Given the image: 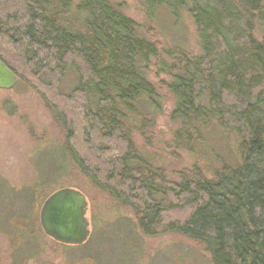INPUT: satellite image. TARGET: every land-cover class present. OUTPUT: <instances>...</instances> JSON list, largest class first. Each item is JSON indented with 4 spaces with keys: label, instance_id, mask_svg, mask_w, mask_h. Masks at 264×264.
<instances>
[{
    "label": "trees",
    "instance_id": "obj_1",
    "mask_svg": "<svg viewBox=\"0 0 264 264\" xmlns=\"http://www.w3.org/2000/svg\"><path fill=\"white\" fill-rule=\"evenodd\" d=\"M145 6L149 22L160 8L185 12L200 54L162 47L108 0H0V61L21 79L13 66L20 63L3 56L15 52L45 91L57 92L53 87L74 74L63 99H74L70 114L85 126L81 150L94 165L74 146L68 112L41 92L67 142L61 148L95 188L132 213L143 236L178 233L205 246L212 264H264V0ZM150 66L167 78L160 85L175 100L169 116L179 123L178 148L190 155L206 146L208 130L230 137L232 161L215 155L211 177L195 166L170 181L133 143V135L147 137L163 111L147 79Z\"/></svg>",
    "mask_w": 264,
    "mask_h": 264
},
{
    "label": "rangeland",
    "instance_id": "obj_2",
    "mask_svg": "<svg viewBox=\"0 0 264 264\" xmlns=\"http://www.w3.org/2000/svg\"><path fill=\"white\" fill-rule=\"evenodd\" d=\"M108 2L119 6L126 17L144 26L146 29L140 34L153 38L162 47L182 46L191 55L200 54L194 24L185 12L170 15L160 8L152 13L149 22L145 0ZM147 31L152 34L147 35ZM257 36L261 38L262 34ZM5 53L7 55L3 56L9 63H20L21 67L13 66L19 68L16 71L21 79L18 78L12 90H0V264H212L205 246L178 233L143 236L136 228L132 213L118 209L106 193L95 188L88 177L79 172L70 156L64 154L61 147L67 142L46 108L41 92L52 104L65 108L61 109L65 114L68 112L78 143L74 146L85 159L86 154L81 150L82 127L85 126L70 114L72 109L68 105H75L74 99H63L76 83L74 74H68L59 86L53 87L57 92L45 91L33 74L35 70H31L23 58L10 50ZM147 79L160 96L163 111L156 116L147 137L133 135L132 139L139 151L162 169L170 181H179V173L191 171L195 166L202 169L206 177H211V170L218 167L215 155L232 161L231 139L222 133L208 130V136L205 135L208 147L198 145L190 155L178 148L174 135L179 123L171 122L169 116L175 100L160 85L168 80L156 74L152 66ZM52 93L53 98L60 95L57 102L52 99ZM65 102L68 104H63ZM85 160L94 165L91 157ZM62 188L81 192L87 201L90 235L81 246L55 243L43 234L39 225L42 203Z\"/></svg>",
    "mask_w": 264,
    "mask_h": 264
},
{
    "label": "water",
    "instance_id": "obj_3",
    "mask_svg": "<svg viewBox=\"0 0 264 264\" xmlns=\"http://www.w3.org/2000/svg\"><path fill=\"white\" fill-rule=\"evenodd\" d=\"M18 78L0 61V90H12ZM85 196L72 188H62L49 195L42 203L38 218L43 234L64 246H81L88 240L90 231L86 219Z\"/></svg>",
    "mask_w": 264,
    "mask_h": 264
}]
</instances>
